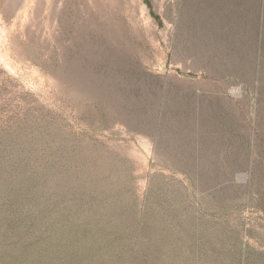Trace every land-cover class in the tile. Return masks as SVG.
I'll return each instance as SVG.
<instances>
[{
    "label": "rangeland",
    "instance_id": "1",
    "mask_svg": "<svg viewBox=\"0 0 264 264\" xmlns=\"http://www.w3.org/2000/svg\"><path fill=\"white\" fill-rule=\"evenodd\" d=\"M0 264H264V0H0Z\"/></svg>",
    "mask_w": 264,
    "mask_h": 264
}]
</instances>
